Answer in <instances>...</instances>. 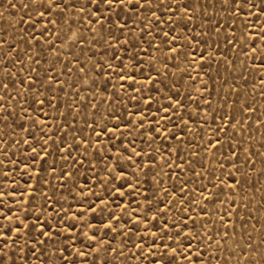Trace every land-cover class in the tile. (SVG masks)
Segmentation results:
<instances>
[{
    "label": "snow or ice",
    "instance_id": "obj_1",
    "mask_svg": "<svg viewBox=\"0 0 264 264\" xmlns=\"http://www.w3.org/2000/svg\"><path fill=\"white\" fill-rule=\"evenodd\" d=\"M0 9V264H264V0Z\"/></svg>",
    "mask_w": 264,
    "mask_h": 264
},
{
    "label": "rangeland",
    "instance_id": "obj_2",
    "mask_svg": "<svg viewBox=\"0 0 264 264\" xmlns=\"http://www.w3.org/2000/svg\"><path fill=\"white\" fill-rule=\"evenodd\" d=\"M4 0H0V3H3ZM0 11H3L2 9H0ZM17 13H18V10H17ZM257 102L259 103V98L257 97ZM26 179V178H25ZM257 227H259V225H257Z\"/></svg>",
    "mask_w": 264,
    "mask_h": 264
}]
</instances>
